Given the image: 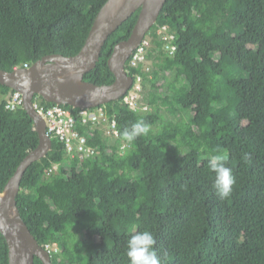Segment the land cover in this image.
<instances>
[{
    "label": "trees",
    "instance_id": "16d2710c",
    "mask_svg": "<svg viewBox=\"0 0 264 264\" xmlns=\"http://www.w3.org/2000/svg\"><path fill=\"white\" fill-rule=\"evenodd\" d=\"M106 1L0 0V69L76 55ZM137 16L107 38L85 81L113 82L107 60ZM162 25L174 34L172 54L158 39ZM145 38L144 61L130 65L135 49L125 64L141 77L140 91L103 105L117 137L105 133L109 123L82 127L95 150L82 161L51 137L49 152L22 176V220L52 264H129L127 241L145 230L162 264H264V0H166ZM13 92L0 85V192L38 144L23 108H6ZM140 119L149 133L125 141ZM215 154L228 157L235 177L225 200L212 188ZM0 264H8L1 234Z\"/></svg>",
    "mask_w": 264,
    "mask_h": 264
},
{
    "label": "water",
    "instance_id": "95a60500",
    "mask_svg": "<svg viewBox=\"0 0 264 264\" xmlns=\"http://www.w3.org/2000/svg\"><path fill=\"white\" fill-rule=\"evenodd\" d=\"M166 0H107L95 16L80 51L70 57L50 54L11 72L0 69V85L19 92L22 108L31 118L38 136L37 146L29 151L0 192V234L7 245L8 264H52L49 253L42 248L22 220L16 205L20 182L27 167L44 157L51 149L45 122L33 107L35 96L47 103L68 105L78 109L95 108L121 98L130 89L133 79L125 64L138 47L163 8ZM136 22L129 37L114 45L107 66L114 80L108 85H96L84 80L94 69L107 38L134 12Z\"/></svg>",
    "mask_w": 264,
    "mask_h": 264
},
{
    "label": "built area",
    "instance_id": "2783aa9c",
    "mask_svg": "<svg viewBox=\"0 0 264 264\" xmlns=\"http://www.w3.org/2000/svg\"><path fill=\"white\" fill-rule=\"evenodd\" d=\"M169 31L167 25H162L157 30L158 39L163 43V50L172 54L176 48V45L172 43L174 35ZM151 44V43H150ZM149 45V38H145L139 46L136 48V52L132 54L130 65L135 67L138 61H144V48ZM29 64H24L22 68H28ZM17 68V67H16ZM15 68V69H16ZM146 72L150 71V68L145 69ZM141 77L136 76L133 79L131 91L129 95L124 97V100L128 102L135 97V94L140 91ZM6 108L15 109L16 107L22 108V97L19 92H13L6 97ZM131 103V101H130ZM33 107L37 114H39L45 122L46 135L57 138L64 146L65 152L69 158L82 161L94 154V148L88 144V138L81 133L82 127L95 126L98 128H104L109 123V128L106 129V134H113L117 137V131L115 128V121H108L105 109L103 105L89 108L78 109L65 107L60 104H53L50 106L42 105L35 102L33 99ZM56 169L53 166L47 171V175ZM44 249L50 254V249L45 246Z\"/></svg>",
    "mask_w": 264,
    "mask_h": 264
},
{
    "label": "clouds",
    "instance_id": "9594fccd",
    "mask_svg": "<svg viewBox=\"0 0 264 264\" xmlns=\"http://www.w3.org/2000/svg\"><path fill=\"white\" fill-rule=\"evenodd\" d=\"M125 72L129 75L127 70H125ZM149 131V124L146 123L145 120L140 119L133 123L130 128L125 129L122 135L125 141L131 143L137 137L147 135ZM227 159L228 157L226 155L215 154L212 155L208 161V167L210 171L214 173L212 188L214 194L220 200H225L231 196L235 184V177L232 174V170L226 166ZM241 160L247 163L250 160V157L245 153L241 157ZM155 244V236L150 231L145 230L131 235L127 241L126 250L129 264H162L161 259L156 254L154 248Z\"/></svg>",
    "mask_w": 264,
    "mask_h": 264
},
{
    "label": "rangeland",
    "instance_id": "374dc122",
    "mask_svg": "<svg viewBox=\"0 0 264 264\" xmlns=\"http://www.w3.org/2000/svg\"><path fill=\"white\" fill-rule=\"evenodd\" d=\"M152 43L154 44V46L156 45L157 47L158 44H156V42H152ZM0 99H1V95H0ZM88 237H91V236H88Z\"/></svg>",
    "mask_w": 264,
    "mask_h": 264
}]
</instances>
